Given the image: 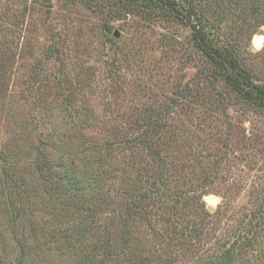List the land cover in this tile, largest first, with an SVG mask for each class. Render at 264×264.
<instances>
[{
  "label": "rangeland",
  "instance_id": "374dc122",
  "mask_svg": "<svg viewBox=\"0 0 264 264\" xmlns=\"http://www.w3.org/2000/svg\"><path fill=\"white\" fill-rule=\"evenodd\" d=\"M123 1L0 0V147L28 193L0 201V264H264V109L186 22ZM178 4L264 85V0ZM36 163L93 186L62 197Z\"/></svg>",
  "mask_w": 264,
  "mask_h": 264
},
{
  "label": "trees",
  "instance_id": "16d2710c",
  "mask_svg": "<svg viewBox=\"0 0 264 264\" xmlns=\"http://www.w3.org/2000/svg\"><path fill=\"white\" fill-rule=\"evenodd\" d=\"M123 5L148 7L152 9H163L168 14L173 15L177 19L186 22L190 29L191 40L194 47L204 56L212 65L217 78H219L227 88L233 93L237 94L243 101L258 109H264V85L256 83L252 76L239 64L237 58L231 51H225L210 40L206 31L201 23L200 14L197 10L191 6H182L178 4V0H124ZM144 140L147 139L148 134L143 135ZM143 144L144 141L141 140ZM148 147V145H147ZM9 156L4 149L0 147V201L5 197L8 198H27L28 193L26 191V181L24 176L17 175L13 169L9 168L8 161ZM34 171L44 180L49 181L50 185H54V188L62 189V197L67 194L70 197L86 196L88 191L91 190L93 184L88 183L87 186L82 185L78 181L74 180L70 175L57 176V172L53 171L49 166L36 163L34 165ZM139 195H146V193H139ZM141 198L137 201H133L129 209L139 213L141 215L147 208V205L142 204ZM9 211H5V215L19 214V208L13 203L8 204ZM254 228V226H252ZM251 228V229H252ZM242 244V242H240ZM24 253H20L22 256ZM231 255V251L225 252L224 256H221L220 260L213 259L212 264L225 263L224 260ZM23 257V256H22ZM26 257V255H24ZM35 258L33 256H29Z\"/></svg>",
  "mask_w": 264,
  "mask_h": 264
},
{
  "label": "water",
  "instance_id": "95a60500",
  "mask_svg": "<svg viewBox=\"0 0 264 264\" xmlns=\"http://www.w3.org/2000/svg\"><path fill=\"white\" fill-rule=\"evenodd\" d=\"M211 202L215 203V201L213 199H210Z\"/></svg>",
  "mask_w": 264,
  "mask_h": 264
}]
</instances>
